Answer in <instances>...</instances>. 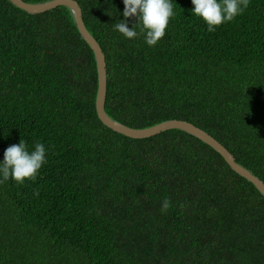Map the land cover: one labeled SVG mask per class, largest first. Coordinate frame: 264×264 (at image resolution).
I'll return each instance as SVG.
<instances>
[{"label": "trees", "instance_id": "1", "mask_svg": "<svg viewBox=\"0 0 264 264\" xmlns=\"http://www.w3.org/2000/svg\"><path fill=\"white\" fill-rule=\"evenodd\" d=\"M75 1L104 55L111 119L190 122L264 184V0L211 33L191 0H172L155 47L114 30L123 0ZM96 89L69 7L28 13L0 0V161L21 139L44 143L48 161L34 181L0 182V264H264L258 189L186 131L110 129Z\"/></svg>", "mask_w": 264, "mask_h": 264}, {"label": "clouds", "instance_id": "2", "mask_svg": "<svg viewBox=\"0 0 264 264\" xmlns=\"http://www.w3.org/2000/svg\"><path fill=\"white\" fill-rule=\"evenodd\" d=\"M192 14L200 17L207 25L208 32H215L219 26L233 21L249 6V0H191ZM125 19L114 24V30L126 39L133 40L143 35L145 43L155 47L166 36L170 19L174 17L172 0H123ZM129 18L137 22L130 28ZM140 25V32L136 25ZM47 149L44 143H36L33 150L21 139L19 144L9 146L0 161V182L13 180L17 184L34 181L40 170L47 164ZM38 195V193H37ZM163 209L169 207L166 200Z\"/></svg>", "mask_w": 264, "mask_h": 264}, {"label": "water", "instance_id": "3", "mask_svg": "<svg viewBox=\"0 0 264 264\" xmlns=\"http://www.w3.org/2000/svg\"><path fill=\"white\" fill-rule=\"evenodd\" d=\"M10 1L12 4H14L20 9L25 10L28 13H40L60 5H65L69 7V9L73 14L76 27L80 35L89 45V47L92 49L94 54L96 68H97V89L95 95V110L97 117L104 125H106L110 129L120 134H123L131 138L148 137L157 134L161 131L167 129H173V128L186 131L187 133L196 136L201 141L211 146L224 158L226 163L233 171H235L237 174H239L240 176L244 177L246 180L251 182L258 189V191L264 196L263 182L259 178L254 176L252 173H250L247 169L237 164L234 161L233 156L228 152V150L222 144H220L215 138H213L204 130L194 126L192 123L183 120L169 119L160 122L156 125H153L151 127L137 129L122 125L111 119L106 114L104 110V101L106 94V71H105L104 55L97 41L85 28L81 17L80 7L78 6L75 0H49L43 3H27L24 2L23 0H10Z\"/></svg>", "mask_w": 264, "mask_h": 264}]
</instances>
